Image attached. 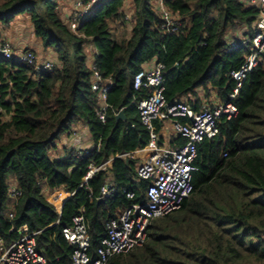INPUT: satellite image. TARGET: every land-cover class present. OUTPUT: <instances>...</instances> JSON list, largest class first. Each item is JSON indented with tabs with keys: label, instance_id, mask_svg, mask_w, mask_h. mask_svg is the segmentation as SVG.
Segmentation results:
<instances>
[{
	"label": "trees",
	"instance_id": "16d2710c",
	"mask_svg": "<svg viewBox=\"0 0 264 264\" xmlns=\"http://www.w3.org/2000/svg\"><path fill=\"white\" fill-rule=\"evenodd\" d=\"M133 9L129 36L117 39L109 24ZM181 27L161 28L152 0H101L75 32L59 16V0H0V25L26 14L34 35L55 54L53 70L0 57V240H18L20 228L36 233L35 249L46 264H72V248L62 235L82 214L93 260L106 225L130 204L145 201L147 180L129 157L146 146L149 133L138 104L150 90L134 89L133 78L153 62L164 67L167 104L187 103L194 111L212 100L227 102L236 87L231 73L249 53L255 6L244 0H163ZM240 30V36L228 35ZM245 41V43H243ZM235 45L228 50L230 43ZM91 45L88 62L84 51ZM94 68L107 91L105 120L91 91ZM232 103L235 117L221 118L218 133L197 146L192 193L179 210L151 221L144 244L107 264H264V70L243 79ZM122 111L123 120L115 115ZM5 117V118H4ZM183 121V120H182ZM82 123L92 147L87 154L65 149L48 155L62 134ZM156 131L159 122H154ZM185 139L169 137V146ZM97 170L83 184L88 166ZM10 183L20 195L7 194ZM107 187V195L100 189ZM62 192L61 211L44 193ZM133 193V198L127 194Z\"/></svg>",
	"mask_w": 264,
	"mask_h": 264
},
{
	"label": "built area",
	"instance_id": "2783aa9c",
	"mask_svg": "<svg viewBox=\"0 0 264 264\" xmlns=\"http://www.w3.org/2000/svg\"><path fill=\"white\" fill-rule=\"evenodd\" d=\"M99 1L101 0L77 1L75 5L77 10L68 23L72 32H75L79 23ZM244 2L255 6L258 15L252 24V33L248 40L249 53L239 70L231 73L236 87L229 94L227 102L215 99L210 105L204 103L199 111H194L183 101L167 104L163 97L164 66L158 62L144 67L134 76L135 90L139 88L150 90L148 97L138 104L140 121L148 130L149 139L145 147L129 156L134 158V155L142 153L143 157L136 155L139 160L137 176L149 182L145 201L142 204H130L117 218L107 223L106 235L102 238L97 249V257L93 260L88 255L89 235L85 219L82 214L73 217L71 225L62 231L64 239L72 248V264H107L112 257L142 246L147 238V229L151 221L179 210L183 201L192 193L191 174L196 169L193 162L197 156L198 144L205 139L213 138L218 133V123L221 118L229 120L236 116V107L232 101L246 75L256 67L264 70V0H244ZM153 6L161 19L163 30L174 32L181 27V20L171 14L164 6L163 0H153ZM229 45L228 50L232 49L235 43L231 42ZM0 57L18 60L33 66L35 71L53 70L51 60L39 63L31 50H22L19 54H14L6 41L0 42ZM91 70V91L100 103L99 119L104 122L110 83L103 82L96 69L91 68ZM155 121L169 123L170 136L173 139L177 136L185 139L184 144L178 147L169 146V138L164 140L159 130L156 131ZM88 149H79L77 155L87 154ZM107 163L98 167L89 165L83 177V184L86 185L93 173L103 169ZM44 192L56 203V210L59 212L63 199L68 195L62 192L50 193L48 189ZM107 192V187L102 186L100 195L105 196ZM7 194L15 198L20 192L14 183H10ZM127 197L132 199L133 193L127 194ZM20 232L22 233L20 238L8 246L0 240V264H46L43 256L35 249L36 233H28L25 226L20 228Z\"/></svg>",
	"mask_w": 264,
	"mask_h": 264
},
{
	"label": "rangeland",
	"instance_id": "374dc122",
	"mask_svg": "<svg viewBox=\"0 0 264 264\" xmlns=\"http://www.w3.org/2000/svg\"><path fill=\"white\" fill-rule=\"evenodd\" d=\"M77 1L78 0H59V16L67 25L74 12L77 10L75 6ZM124 14L126 18L123 20L111 22L109 24L112 34H114V36L119 40L126 39L129 36L131 17L133 14V9L129 3L125 4L124 6ZM240 30L242 29L240 28L235 31H231L228 33V35L238 37L241 33ZM1 41H6L10 45L14 54H19L22 50H31L34 53L37 62L39 63L48 60L55 61V54L52 48H45L42 45L41 40L34 35L26 14L17 16V18L14 19L7 27L0 25V42ZM84 51L87 55L88 62L90 63L92 50L89 43H86L84 46ZM64 147L66 149H70V147H77L78 150L92 147L89 133L82 123L79 122L74 124L70 133L62 134L60 136L56 143V148L50 149L48 151L49 157L52 159L59 158V154L62 155L65 150ZM134 159L138 160L136 155H134Z\"/></svg>",
	"mask_w": 264,
	"mask_h": 264
},
{
	"label": "crops",
	"instance_id": "0c3cea01",
	"mask_svg": "<svg viewBox=\"0 0 264 264\" xmlns=\"http://www.w3.org/2000/svg\"><path fill=\"white\" fill-rule=\"evenodd\" d=\"M159 133L162 137H164V140L168 139L170 137V125L169 123H159ZM65 148V147H64ZM63 148V150H64ZM72 149H78L77 147H70ZM66 149V148H65ZM61 156V154H59ZM138 157L142 156V153L136 154ZM143 157V156H142Z\"/></svg>",
	"mask_w": 264,
	"mask_h": 264
},
{
	"label": "water",
	"instance_id": "95a60500",
	"mask_svg": "<svg viewBox=\"0 0 264 264\" xmlns=\"http://www.w3.org/2000/svg\"><path fill=\"white\" fill-rule=\"evenodd\" d=\"M115 119H116V121H118V120H123V119H124L122 111H119V112L115 115ZM62 204H63V203H61V206H60V210H59V212L61 211Z\"/></svg>",
	"mask_w": 264,
	"mask_h": 264
}]
</instances>
